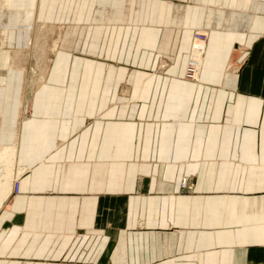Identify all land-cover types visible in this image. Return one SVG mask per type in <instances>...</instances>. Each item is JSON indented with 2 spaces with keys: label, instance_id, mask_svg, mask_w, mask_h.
Instances as JSON below:
<instances>
[{
  "label": "crops",
  "instance_id": "crops-1",
  "mask_svg": "<svg viewBox=\"0 0 264 264\" xmlns=\"http://www.w3.org/2000/svg\"><path fill=\"white\" fill-rule=\"evenodd\" d=\"M0 50V264H264V0H0Z\"/></svg>",
  "mask_w": 264,
  "mask_h": 264
},
{
  "label": "bare ground",
  "instance_id": "bare-ground-1",
  "mask_svg": "<svg viewBox=\"0 0 264 264\" xmlns=\"http://www.w3.org/2000/svg\"><path fill=\"white\" fill-rule=\"evenodd\" d=\"M197 44L200 45V42H197ZM201 44L206 45L207 41ZM7 86V78H0V88H6ZM18 155V139L14 144L0 147V208L9 197L13 196L15 185H18V180L26 172V169L20 167L18 163Z\"/></svg>",
  "mask_w": 264,
  "mask_h": 264
},
{
  "label": "rangeland",
  "instance_id": "rangeland-1",
  "mask_svg": "<svg viewBox=\"0 0 264 264\" xmlns=\"http://www.w3.org/2000/svg\"><path fill=\"white\" fill-rule=\"evenodd\" d=\"M36 43L34 42L31 46H32V49H34V52L32 51L31 53H27V52H24L25 56L28 57V55H30V57H32V59H29V58H26V59H23V68L25 70V76H24V83H29V82H34L36 79H39L40 76L39 74L38 75H35V72L37 73H40L42 70V68H44V64H45V61H39V60H36L35 59H38V57H42L44 55L47 56V53H45L44 49H45V44H47L45 41V37H36ZM47 47H49V45L47 44ZM188 62H187V66L190 64V62L192 63H196L197 62V57L194 55V59H190V58H187ZM35 62L37 63V66L35 65ZM167 65L166 64H162L161 65V68H165ZM186 66V68H187ZM38 68V69H36ZM33 69H36V70H33ZM185 72L186 70L184 71V80L186 81H189L187 76L185 75ZM8 73H6V69H0V78H7V82L9 83V78H10V72H9V75H7ZM199 80L197 81H191V82H198ZM3 89L0 88V90ZM8 145V144H6ZM21 167V166H20Z\"/></svg>",
  "mask_w": 264,
  "mask_h": 264
},
{
  "label": "built area",
  "instance_id": "built-area-1",
  "mask_svg": "<svg viewBox=\"0 0 264 264\" xmlns=\"http://www.w3.org/2000/svg\"><path fill=\"white\" fill-rule=\"evenodd\" d=\"M194 41L200 42V43H206L207 39H208V34L206 31H196L194 33ZM189 65L186 68V72L185 75L187 76L189 81H197V77H196V66L194 63L189 61ZM182 187L183 188H190L188 185V182L186 179H184L182 181ZM18 192V185H15L14 188V194H17Z\"/></svg>",
  "mask_w": 264,
  "mask_h": 264
}]
</instances>
